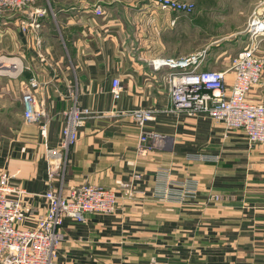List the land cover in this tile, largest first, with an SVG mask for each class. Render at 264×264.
I'll return each instance as SVG.
<instances>
[{"label": "crops", "instance_id": "0c3cea01", "mask_svg": "<svg viewBox=\"0 0 264 264\" xmlns=\"http://www.w3.org/2000/svg\"><path fill=\"white\" fill-rule=\"evenodd\" d=\"M259 1L249 3L247 19L231 36ZM34 14L39 26L22 31L21 21ZM188 18L150 0H42L0 16V173H16L15 185L27 191L23 224L33 226L46 210L50 186L67 191L90 182L118 196L114 212L64 219L58 264H264V144L206 114L171 111L168 69L152 63L204 47V68H228L229 62L211 60L205 37L191 45ZM259 53L264 64V41ZM33 76L48 114L46 139L22 114V93ZM114 77L122 84L117 100ZM74 96L104 115L79 128L49 179V148L63 151L61 127ZM249 98H264V78ZM137 108L154 109L145 128L171 137L163 147L138 150L140 128L123 113ZM190 179L197 183L193 195L155 194L162 183Z\"/></svg>", "mask_w": 264, "mask_h": 264}, {"label": "built area", "instance_id": "2783aa9c", "mask_svg": "<svg viewBox=\"0 0 264 264\" xmlns=\"http://www.w3.org/2000/svg\"><path fill=\"white\" fill-rule=\"evenodd\" d=\"M42 0H0V16L9 11L29 8ZM161 10L189 13L194 4L184 0H150ZM96 12L101 13L100 8ZM40 14V9H38ZM175 20H172V24ZM21 29L29 32L38 27L36 15L21 21ZM247 43L233 56L226 70L204 68L206 50L178 56H163L152 60L156 69H168L167 83L171 96L170 110L187 115L206 114L227 128L242 129L249 142L264 144V98L251 100L250 92L263 81V59L259 53L264 41V0L253 9L245 25ZM231 72L232 78L226 74ZM38 79L33 76L25 84L23 118L26 123L37 124L43 138H48L49 119L43 100L37 98ZM111 93L119 99L122 84L118 77L112 78ZM131 114L140 128L138 150L161 148L171 137L165 133L148 130L145 124L155 118L151 108H137ZM104 115L88 106H82L76 96L64 112L61 127L60 147L63 151L49 148V179L59 173L63 152H68L78 139V130L93 117ZM16 173L4 170L0 173V264H58L57 250L62 241L61 228L66 217L77 221L84 219L86 212L111 213L118 207V196L113 188L85 182L71 186H50L43 196L47 206L35 218L33 226L23 224L26 217L25 188L15 185ZM139 177V175H137ZM168 184V183H167ZM128 186V184H124ZM157 193L182 198L197 192V183L190 179L175 185L157 187ZM220 199L217 193L211 195ZM240 264H248L247 262Z\"/></svg>", "mask_w": 264, "mask_h": 264}, {"label": "rangeland", "instance_id": "374dc122", "mask_svg": "<svg viewBox=\"0 0 264 264\" xmlns=\"http://www.w3.org/2000/svg\"><path fill=\"white\" fill-rule=\"evenodd\" d=\"M184 1L194 4L193 11L184 13L186 16L190 17L188 18V22H190L191 25L188 30L191 32V45L192 42L195 41L194 38L202 39V37H205L202 41H207V43H209L208 49L212 51L210 55L211 60L214 62L218 61L217 63L219 64H227L230 62L239 49H242V47L246 45L247 33L244 31V26L242 31L239 30L240 33H235L233 36L230 34L238 31L239 28H236L237 22L247 19V15L252 8V5L249 3L251 1V3H253L255 0ZM189 31H187L188 37L190 36ZM200 49L205 50L204 47ZM200 49L193 52L202 51Z\"/></svg>", "mask_w": 264, "mask_h": 264}]
</instances>
